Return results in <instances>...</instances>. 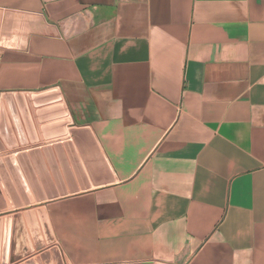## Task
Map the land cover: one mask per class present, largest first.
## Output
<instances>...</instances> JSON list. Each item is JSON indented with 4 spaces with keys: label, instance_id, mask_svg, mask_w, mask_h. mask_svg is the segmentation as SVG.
I'll use <instances>...</instances> for the list:
<instances>
[{
    "label": "crops",
    "instance_id": "0c3cea01",
    "mask_svg": "<svg viewBox=\"0 0 264 264\" xmlns=\"http://www.w3.org/2000/svg\"><path fill=\"white\" fill-rule=\"evenodd\" d=\"M15 92L32 130L13 99L25 143L9 120L8 173L25 154L38 177L36 150L56 189L42 150L63 178L69 142L90 185L1 211L0 264H43L51 244L35 249L22 217L37 207L64 264H264V0H0V101ZM81 128L111 181L91 183Z\"/></svg>",
    "mask_w": 264,
    "mask_h": 264
},
{
    "label": "water",
    "instance_id": "95a60500",
    "mask_svg": "<svg viewBox=\"0 0 264 264\" xmlns=\"http://www.w3.org/2000/svg\"><path fill=\"white\" fill-rule=\"evenodd\" d=\"M2 97L3 98L0 101V151L3 150L5 146L13 147L16 143L12 139V134L10 130L11 125L9 120H11V123L19 136L20 144L25 143L16 116V110L13 105V99L16 101L17 108L24 121L26 129L32 130V124L26 106V99L23 94L19 92H15L13 95L9 93H4ZM28 98H30V100L35 105H43L44 103L59 100L60 94L56 89H52L39 94H32ZM53 108H61L60 115L66 114V110L62 105H58ZM46 110L42 109L36 112L41 120H44L43 118L46 117L44 116V112H46ZM8 116L10 117V119ZM67 121V119H63L59 122H54L52 124L42 126V131L44 132V134H46L45 130L47 128H52V126H56L60 129V134H62L64 131V125ZM70 133L74 138L76 147L82 157V161L88 172L91 183L96 185L111 181L113 178L110 174L107 165L104 162L103 157L101 156L98 150L96 142L92 137L90 131L86 128H81L71 129ZM80 135L86 136L88 138L87 141L89 142L91 149L95 153V158L97 163L99 164L100 172L92 170V167L90 166L84 154L82 153L78 144V137L80 138ZM63 146L65 147L68 153L70 163L73 169V173L70 172L66 161L62 157L60 146H54L63 178L59 172L57 163L52 160V157H50V155L48 157V149L43 148L42 150L45 154H47L48 164L50 166L56 189L53 188L51 178L46 173L44 163L41 160L38 151L36 150L30 151L29 153L32 156L38 177L34 173V170H32L26 157L24 156L25 154L18 155V159L20 160V165L22 167L24 175L19 171L18 166L14 163L12 158L9 157L6 159L10 173H8L5 166H3L0 162V212L5 209H8L9 207H18L22 204L32 203L35 200L42 201L45 198H53L58 195H64L67 192H76L79 189H86L89 187L90 184L73 152L71 144L69 142H65ZM62 179H65V184L67 186H64ZM76 182L78 183V185L76 184ZM14 186L16 189L14 188ZM22 217L31 236L35 249L40 250L43 248L44 244H51L50 251L41 252V259L43 264H64L62 261L61 251L59 250L57 244L53 243L54 237L45 209L43 207H37L35 210H24L22 212ZM15 222L19 223L18 219L15 220ZM51 256L53 261H51ZM137 264L151 263L144 262Z\"/></svg>",
    "mask_w": 264,
    "mask_h": 264
},
{
    "label": "rangeland",
    "instance_id": "374dc122",
    "mask_svg": "<svg viewBox=\"0 0 264 264\" xmlns=\"http://www.w3.org/2000/svg\"><path fill=\"white\" fill-rule=\"evenodd\" d=\"M17 219H20V215L18 214V215H15V216H13V220H11L12 222H15V220H17ZM9 220H10V217H9ZM12 225V229H17V230H20V229H24V227L22 228V226L20 227V225H21V222H15V223H13V224H11Z\"/></svg>",
    "mask_w": 264,
    "mask_h": 264
}]
</instances>
